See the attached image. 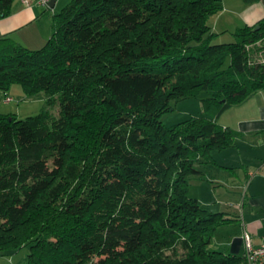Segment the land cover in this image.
Masks as SVG:
<instances>
[{"label": "trees", "instance_id": "16d2710c", "mask_svg": "<svg viewBox=\"0 0 264 264\" xmlns=\"http://www.w3.org/2000/svg\"><path fill=\"white\" fill-rule=\"evenodd\" d=\"M15 1L0 0V20ZM221 8L72 0L40 48L0 38L4 98L15 84L47 94L37 115H0V254L28 247L24 264H244L209 249L235 216L188 196L198 166H217L214 153L237 134L209 117L161 121L172 102L201 92L217 117L264 91V60L246 50L264 43V19L215 44L209 23Z\"/></svg>", "mask_w": 264, "mask_h": 264}, {"label": "crops", "instance_id": "0c3cea01", "mask_svg": "<svg viewBox=\"0 0 264 264\" xmlns=\"http://www.w3.org/2000/svg\"><path fill=\"white\" fill-rule=\"evenodd\" d=\"M57 1L53 8L45 10L16 0L11 13L0 20V38L9 37L28 49L40 48L49 38ZM219 1L221 11L209 24L222 43L232 41V32L253 27L264 19V0ZM213 120L222 128L233 130L237 137L233 147L214 153L217 166H198L199 177L205 181L202 187L205 190L211 184L218 186L213 191L218 204L235 211L218 212L235 216L239 233L233 238L230 252L244 256L241 240L244 231L251 235L254 246L264 242V91L252 94Z\"/></svg>", "mask_w": 264, "mask_h": 264}, {"label": "rangeland", "instance_id": "374dc122", "mask_svg": "<svg viewBox=\"0 0 264 264\" xmlns=\"http://www.w3.org/2000/svg\"><path fill=\"white\" fill-rule=\"evenodd\" d=\"M71 1L72 0H58L56 5L57 13H59L65 6L71 3ZM46 41L47 39L44 41V44ZM223 41L226 43V40ZM214 43L220 44L222 42L221 40L216 39ZM262 48H264V43L261 42L247 47L246 50L248 51L249 56L252 58L250 59L251 61L258 59L264 60V49ZM5 93L8 96H5L6 98L3 96V91L0 90V115L14 114L19 119H25L29 116L37 115L45 109V101L47 99V94L45 92H39L35 95H28L23 90L21 85L15 84L7 88ZM206 96L207 95L205 92H201L196 98L172 102L171 105L174 110L164 114L161 118V121L166 127H171L191 117H209L215 119L216 117H214L212 113L206 111L205 109L204 99H206ZM7 98H11L12 101L8 104H4ZM59 112L60 106L58 101H55L48 108V113L50 114L51 118H57L59 116ZM204 183L205 181L199 176L190 178L188 196L192 199H196L204 209L209 211H227L230 214H234L235 211L232 208L223 206L221 203L218 204L219 202L216 201L213 191L215 188L219 189L218 186L211 184L210 188L205 190L202 188ZM218 194L219 193H217V195ZM238 233L239 228L235 222L218 228L211 239L209 249L231 254V243L233 238L238 235ZM17 236L22 239L23 231L16 232V237ZM28 254V247L17 252H8L4 255L0 254V264H24L27 261ZM94 261L96 262L97 258H94Z\"/></svg>", "mask_w": 264, "mask_h": 264}, {"label": "built area", "instance_id": "2783aa9c", "mask_svg": "<svg viewBox=\"0 0 264 264\" xmlns=\"http://www.w3.org/2000/svg\"><path fill=\"white\" fill-rule=\"evenodd\" d=\"M51 0H21V2L28 6L34 4L42 9H49ZM11 98H7L4 104L11 102ZM243 249H244V264H264V242L258 246L252 243V237L248 232L242 233Z\"/></svg>", "mask_w": 264, "mask_h": 264}, {"label": "water", "instance_id": "95a60500", "mask_svg": "<svg viewBox=\"0 0 264 264\" xmlns=\"http://www.w3.org/2000/svg\"><path fill=\"white\" fill-rule=\"evenodd\" d=\"M56 1L57 0H51L50 3H49V8H53ZM255 29H258V28L256 27Z\"/></svg>", "mask_w": 264, "mask_h": 264}]
</instances>
